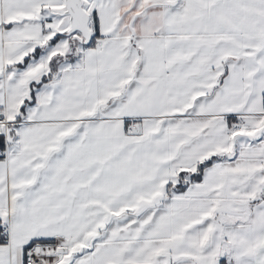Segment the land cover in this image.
<instances>
[{
    "label": "snow or ice",
    "instance_id": "obj_1",
    "mask_svg": "<svg viewBox=\"0 0 264 264\" xmlns=\"http://www.w3.org/2000/svg\"><path fill=\"white\" fill-rule=\"evenodd\" d=\"M0 264H264V0H0Z\"/></svg>",
    "mask_w": 264,
    "mask_h": 264
}]
</instances>
